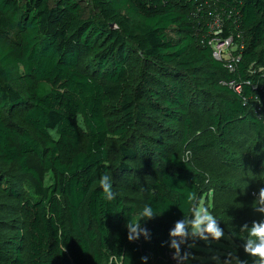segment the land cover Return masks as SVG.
<instances>
[{"label":"trees","instance_id":"1","mask_svg":"<svg viewBox=\"0 0 264 264\" xmlns=\"http://www.w3.org/2000/svg\"><path fill=\"white\" fill-rule=\"evenodd\" d=\"M252 147L264 159V0H0V264H176L169 230L204 207L244 258L264 188L240 162ZM146 206L151 238L130 242Z\"/></svg>","mask_w":264,"mask_h":264},{"label":"clouds","instance_id":"2","mask_svg":"<svg viewBox=\"0 0 264 264\" xmlns=\"http://www.w3.org/2000/svg\"><path fill=\"white\" fill-rule=\"evenodd\" d=\"M99 184L104 200H114L116 194L112 191L110 177L107 174L101 176ZM189 198L195 199L194 196ZM255 200L257 202L255 212L258 213V218L252 220L250 224L244 223L239 228V232L244 233L243 240L240 241L244 258L238 254L227 252L223 257L220 255L210 256L211 264H248L249 260H251V264H264V188L259 189ZM192 212V216L187 218L183 216L178 219L168 233V247L173 251L172 259L177 261V264H190V261L194 259L193 254L189 251L181 254L182 246L191 249L196 247L197 242H203L206 247L212 248L225 237L221 223L207 208L199 212L193 209ZM153 218H156L154 208L146 206L138 223L127 221L128 240L136 241L141 236L146 241L150 240L151 232L146 226H142L141 221H144L146 225ZM141 260L142 264H148L149 257L144 256Z\"/></svg>","mask_w":264,"mask_h":264},{"label":"rangeland","instance_id":"3","mask_svg":"<svg viewBox=\"0 0 264 264\" xmlns=\"http://www.w3.org/2000/svg\"><path fill=\"white\" fill-rule=\"evenodd\" d=\"M224 49H226L227 54H225V55L228 56V57L231 56L232 54L234 55L233 51L237 50L236 47H232L230 45L229 46L226 45ZM236 87L238 89H240L239 86H236ZM216 104H217V101H215L214 103L213 102L210 103L208 101V106H212V107L216 108ZM261 119H262V115H261ZM79 124L82 126L81 119L79 120ZM256 141L259 142L258 140H256ZM252 148H253V151L248 152L244 156H242L240 158V162H241V164H243V165H245L247 167V169L251 172V174L256 173L257 176L259 175L260 179H262V177H264V172H263L264 159H262V153L261 152H259V153L255 152L254 147H252ZM186 157H189V155L186 154ZM220 157L221 156L217 157V160H218L217 163H219ZM262 161H263V164H262ZM32 165L39 172V174L41 176V179H42V182H43V186L44 187L50 186L52 184L51 174L46 173L42 169L41 163L36 157L33 158ZM24 179H25L24 182H25V185H26V187H25L26 188V194H28V195L31 194L32 195L34 193V191H35V187H36L37 182L34 179L29 178V177L28 178L25 177ZM213 186L214 185L209 184L207 189L209 190ZM219 189H221V188H219ZM257 195H258V191H256L255 194H254L255 198L257 197ZM205 208L206 207H204V209ZM8 210H10V213H9L8 217L10 219H12V221L14 220L13 222L18 221V223H19L20 218H18L19 216L16 214L17 210L15 208H11V206L8 207ZM13 231L14 230L12 229V232ZM4 232H7V231H4ZM203 245H204L203 242H197L195 248L196 249H202ZM216 245H217V250L214 253L212 252L213 253L212 255H220L221 257H223L227 252H231L234 255L237 254V250L235 249L234 244L232 242H230L229 238H227V237H223L222 240L220 242H218ZM199 247H201V248H199ZM210 251H213V250H210ZM192 254L194 256V259H192L190 261L191 262L190 264H198V262H201V261L204 262L203 260H205V259H203L202 257L203 256H205V258L207 257L205 254L200 253V252H193Z\"/></svg>","mask_w":264,"mask_h":264},{"label":"built area","instance_id":"4","mask_svg":"<svg viewBox=\"0 0 264 264\" xmlns=\"http://www.w3.org/2000/svg\"><path fill=\"white\" fill-rule=\"evenodd\" d=\"M212 29L215 30V32H214L215 36L211 39V41L209 42V45L214 50V57L218 61H225L226 63H228V68L230 69V71L235 72L237 67H235L234 64L236 65L239 62H241V57L240 56H234L233 54L228 57V56L225 55V54H227V51H226V49H224L226 45L227 46L230 45L232 47H236L237 48V46H235L234 40L232 38L221 40L220 39V35L223 32L222 28L221 27L215 28V26L213 25ZM234 52L235 51H233V53ZM172 256H171V259H172ZM175 262L177 264V261H175Z\"/></svg>","mask_w":264,"mask_h":264}]
</instances>
